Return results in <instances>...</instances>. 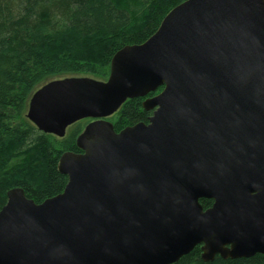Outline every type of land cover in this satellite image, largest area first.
<instances>
[{"label": "water", "instance_id": "water-1", "mask_svg": "<svg viewBox=\"0 0 264 264\" xmlns=\"http://www.w3.org/2000/svg\"><path fill=\"white\" fill-rule=\"evenodd\" d=\"M138 96L148 122L116 131L106 117ZM26 116L59 137L94 120L58 160L61 193L7 192L0 264H171L198 244L207 261L264 254V0H184L106 80H50Z\"/></svg>", "mask_w": 264, "mask_h": 264}, {"label": "trees", "instance_id": "trees-1", "mask_svg": "<svg viewBox=\"0 0 264 264\" xmlns=\"http://www.w3.org/2000/svg\"><path fill=\"white\" fill-rule=\"evenodd\" d=\"M183 1L0 0V210L13 188H22L37 203L61 193L68 176L58 170V160L66 151H82L77 144L80 121L59 137L39 130L27 118L32 93L50 80L68 76L106 80L114 54L147 40ZM145 98H128L108 118L116 131L148 122L152 110L144 108ZM200 201L204 208L213 203L210 198ZM202 253L198 244L171 264H264L262 253L216 255L210 261Z\"/></svg>", "mask_w": 264, "mask_h": 264}, {"label": "rangeland", "instance_id": "rangeland-1", "mask_svg": "<svg viewBox=\"0 0 264 264\" xmlns=\"http://www.w3.org/2000/svg\"><path fill=\"white\" fill-rule=\"evenodd\" d=\"M82 76H85V75H82ZM87 76H89V75H87ZM92 77V76H91ZM27 109H28V103H27V107H26V110H25V115H26V113H27ZM79 122V121H78ZM91 121H89V122H87V120L86 119H82V120H80V124H81V126H82V129H81V131L79 132V134H81V132H83V130H84V128H85V126L88 124V123H90ZM77 123V122H76ZM71 126V125H70ZM68 127L67 128V132H66V134L70 131V129H71V127ZM74 126H76V125H74ZM78 134V135H79Z\"/></svg>", "mask_w": 264, "mask_h": 264}, {"label": "flooded vegetation", "instance_id": "flooded-vegetation-1", "mask_svg": "<svg viewBox=\"0 0 264 264\" xmlns=\"http://www.w3.org/2000/svg\"><path fill=\"white\" fill-rule=\"evenodd\" d=\"M108 118H109V117H108ZM108 118H107V119H108ZM108 120H109V119H108ZM91 121H92V120H91ZM109 121H110V120H109Z\"/></svg>", "mask_w": 264, "mask_h": 264}]
</instances>
